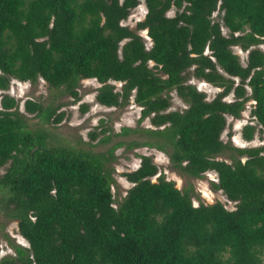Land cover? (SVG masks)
<instances>
[{
  "label": "trees",
  "instance_id": "trees-1",
  "mask_svg": "<svg viewBox=\"0 0 264 264\" xmlns=\"http://www.w3.org/2000/svg\"><path fill=\"white\" fill-rule=\"evenodd\" d=\"M143 2V18L131 29L121 22L138 0H0V90L11 79L40 78L77 99L79 79H95L98 103L122 107L132 98L139 120L160 127L122 126L119 134L154 137L127 147H155L190 177L214 171L212 186L234 208L192 205L189 187L150 179L157 167L143 154L123 173L132 185L114 207L109 157L123 142L106 154L48 146L42 132L28 128L17 101L2 94L0 167L8 162L0 174L7 191L2 209L27 247L14 245L0 264H264V145L235 147L220 139L226 117L237 118L248 100L254 124L242 126V138L264 130V53L255 47L264 41V0ZM235 45L247 51L244 64ZM190 77L220 90L207 100ZM170 90L186 103L183 110H166ZM59 106L23 102L26 113L52 123L63 117ZM222 153L230 162L215 158Z\"/></svg>",
  "mask_w": 264,
  "mask_h": 264
},
{
  "label": "rangeland",
  "instance_id": "rangeland-1",
  "mask_svg": "<svg viewBox=\"0 0 264 264\" xmlns=\"http://www.w3.org/2000/svg\"><path fill=\"white\" fill-rule=\"evenodd\" d=\"M145 13L143 0H138V4L131 8L127 17L121 22L129 28L134 29L135 23L142 20ZM174 8L171 7L166 14L173 15ZM213 19H218V12L212 14ZM143 40L145 48L151 44L146 35L145 29L135 31ZM222 33L226 35V29L222 27ZM264 53V41L255 46ZM231 50L235 53L241 64H244L247 51H242L238 45L232 46ZM152 62L148 65L152 66ZM193 84L197 90L205 93L207 100L211 99L219 90L208 82L194 77L187 80ZM115 89L120 88V82L109 81ZM100 84L93 78L79 79L76 87L77 99H73L67 94L60 93L51 89L42 80L37 79L35 82L19 81L11 79L6 90H0L2 94H8L17 101L18 110L24 114L28 128L34 132L44 134L45 143L48 146H67L75 149H85L94 153L106 154L107 150L122 141L121 146H115L109 157L111 168L110 191L113 196V206L115 207L120 199L124 196L126 190L132 185L126 180L123 173L133 170L139 164L138 155H148L157 167V172L150 179L155 181L157 177H162L173 182V185L180 191L189 187L188 195L192 205L199 203L209 204L215 201L220 202L225 208L233 209L235 202L229 201L219 189H215L212 183L216 182V173L212 170L205 171L198 178L182 174L171 167L167 155L155 147L138 145L127 147L131 141L152 140L154 137L144 133L141 130L132 133L119 134L122 126L138 129H156L149 123L148 118L139 120L140 106L133 102L132 98L122 107L104 106L98 103L94 96L96 88ZM169 97V107L166 110H183L186 103L176 95L174 90L167 92ZM31 99L45 104L55 105L60 103L57 111L63 112V117L58 123L47 122L34 113H26L23 109V102ZM225 100L232 99V93L224 97ZM85 105L86 109L82 111L81 107ZM252 101H246L244 109L237 118L227 116L225 127L220 134V139L235 147H254L264 145V130L258 131L256 128L253 137L245 140L241 136V128L245 124H254L250 116ZM104 130V131H102ZM95 134L91 138L90 134ZM264 154V152H263ZM216 159L230 162L227 153L218 154ZM244 159L243 156L239 157ZM8 162L0 167V174L3 173ZM7 197V191L0 186V257L3 255H13V246L19 245L27 247L26 241L19 235L16 220L5 217L2 209V202ZM262 261L264 262V250L262 252Z\"/></svg>",
  "mask_w": 264,
  "mask_h": 264
}]
</instances>
